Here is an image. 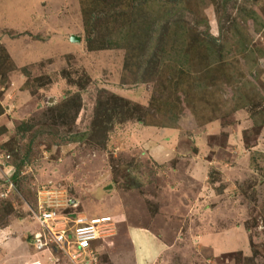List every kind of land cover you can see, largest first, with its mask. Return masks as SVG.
<instances>
[{"label":"rangeland","instance_id":"1","mask_svg":"<svg viewBox=\"0 0 264 264\" xmlns=\"http://www.w3.org/2000/svg\"><path fill=\"white\" fill-rule=\"evenodd\" d=\"M86 1L0 0V150L16 168L12 191L0 180V229L25 257L10 264H43L23 242L44 186L68 212L113 219L98 264H139L136 231L144 264H264V0H187L165 22L146 7L161 25L148 54L136 25L119 30L135 0H89L91 14ZM225 226L246 251L208 258L201 238Z\"/></svg>","mask_w":264,"mask_h":264},{"label":"built area","instance_id":"2","mask_svg":"<svg viewBox=\"0 0 264 264\" xmlns=\"http://www.w3.org/2000/svg\"><path fill=\"white\" fill-rule=\"evenodd\" d=\"M13 173L10 156L0 150V180L6 192L13 189L10 179ZM63 195L54 186L40 187L36 191L33 208L27 206L36 227L30 234V247L37 253L45 252L44 263L57 264L61 258L64 262L61 264H98L99 246L114 235L113 219L109 216L88 218L68 212L72 202Z\"/></svg>","mask_w":264,"mask_h":264},{"label":"trees","instance_id":"3","mask_svg":"<svg viewBox=\"0 0 264 264\" xmlns=\"http://www.w3.org/2000/svg\"><path fill=\"white\" fill-rule=\"evenodd\" d=\"M154 1H160V2L154 3ZM186 1L187 0H135V4H134L135 8H131V10H129V11H123V12L117 13V17L122 19V20H120L119 30L121 31L122 30L121 28H123L125 31H128V29L131 28L132 25H136L137 26L136 31L140 32V33H144V34H140L136 38L141 37V36H144L143 39L146 38V41L143 40L142 43L146 46L143 48H144L145 52L148 54L150 49H152L154 42H157L159 40V36L161 33L160 32L161 31V28H160L161 25H159L157 20L151 21L149 24L145 23L146 22L145 16H148L149 12H145L144 9L146 7H149V6L155 7V8H164L162 13H158V15H159L158 19H159V21L161 20V21L165 22L166 19L171 14L175 15V17H178L179 12L182 13L181 8H183V6L186 5ZM115 5H120V4H115ZM83 8H89L90 9V10H88V11H90L89 14H91V11H94L95 13H97V11H95L96 6L94 4V1H89V0L86 1L84 3ZM164 11H167V12H164ZM169 12H171V13H169ZM84 13H86V12H84ZM89 19H91L90 15H89ZM144 23H145V25H144ZM137 24L140 25V27ZM142 24L144 25V27L142 26ZM83 25L87 26L88 20H87V22H86V20H84ZM93 31L95 33H98L97 28H93ZM182 32H183V30L178 28L176 23H172L170 26H167V28L165 30V33H169L172 37H176L177 39H180L181 37H183ZM93 42L90 41V38L86 39V44H88V43L92 44ZM158 45H159V43L156 45V47ZM176 54H179V53H176ZM147 56H149V55H147ZM125 107H127V105L118 103V108L120 110L125 108ZM126 111H127V109H126ZM101 112L102 113L99 114L100 118L101 117L103 118L104 116H108L106 109H104ZM107 118L109 119V117H106L104 119L106 120ZM10 164L14 168V165L12 164L11 158H10ZM15 175H16V168H14V173L12 174V176L10 178L12 182L15 181V179H14Z\"/></svg>","mask_w":264,"mask_h":264},{"label":"crops","instance_id":"4","mask_svg":"<svg viewBox=\"0 0 264 264\" xmlns=\"http://www.w3.org/2000/svg\"><path fill=\"white\" fill-rule=\"evenodd\" d=\"M39 1L40 0H33L34 8L38 7L39 5L41 6L42 3L49 4L50 1H54V0H43L41 4ZM10 40L11 39H8V42H6L9 43L8 45H11ZM24 56L27 57L29 55H24ZM25 57H22V59ZM224 217L226 218V215H223V218ZM224 228L225 229H223L220 234L218 233V235H205L201 238L200 248L202 249L203 253L204 252L207 253L208 258L210 257L215 258L216 256L225 255L233 252L244 253V251H246V246L248 244L246 232L242 228L239 227L235 228L234 226L228 228L225 226ZM132 234H133L132 238H135V241L140 242L142 244L141 246H144V247L138 246L134 248V255L137 257L138 260L137 263L144 264L142 262V258L141 257L139 258V253L140 252H143V254L153 253L152 251H150L151 249H149L150 248L149 243H151L150 238L149 236H147V234L141 233V231H136L133 232ZM11 237L17 239L18 242V244L16 245L17 247L20 243H22V241H24L22 238H19L14 235V231L11 230L8 224L4 228H1L0 229V264H10L11 263L10 261H14V259L23 260L25 258L24 255L17 254L15 253V251L12 252L13 256L7 255L9 254L10 250H9V246H6V243ZM112 237L113 236H111L110 238ZM133 243L138 245L140 244L135 242ZM24 245H29V242L25 240V244L23 242V246Z\"/></svg>","mask_w":264,"mask_h":264},{"label":"water","instance_id":"5","mask_svg":"<svg viewBox=\"0 0 264 264\" xmlns=\"http://www.w3.org/2000/svg\"><path fill=\"white\" fill-rule=\"evenodd\" d=\"M68 40H69V42H71V43L79 42V39L76 38V37H74V36H69Z\"/></svg>","mask_w":264,"mask_h":264},{"label":"clouds","instance_id":"6","mask_svg":"<svg viewBox=\"0 0 264 264\" xmlns=\"http://www.w3.org/2000/svg\"><path fill=\"white\" fill-rule=\"evenodd\" d=\"M29 242V241H28ZM30 245V244H29ZM43 264H44V262H43Z\"/></svg>","mask_w":264,"mask_h":264}]
</instances>
